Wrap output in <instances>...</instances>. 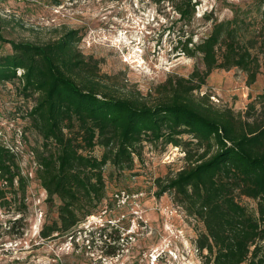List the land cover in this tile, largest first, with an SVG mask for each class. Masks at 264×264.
Instances as JSON below:
<instances>
[{
	"label": "trees",
	"instance_id": "1",
	"mask_svg": "<svg viewBox=\"0 0 264 264\" xmlns=\"http://www.w3.org/2000/svg\"><path fill=\"white\" fill-rule=\"evenodd\" d=\"M150 1L158 10L168 5L177 16L168 20V31L177 23L189 24L200 4ZM227 7L231 18L204 15L210 28L196 42L180 28L174 50L201 67L197 64L187 78L169 76L156 88L152 105L139 96L116 97L98 61L77 48L81 36L76 30L45 44L2 39L11 52L0 54V83L17 85L19 95L34 102L26 112L41 139L32 150L34 176L46 203L56 208V218L42 225L40 239L73 234L108 200L114 202L120 190L108 198L107 179L131 171L148 142L184 150L185 166L164 182L155 180L156 196L170 193L201 223L194 247L202 264H264V101L259 115L242 116L216 107L207 93L196 94L215 70L241 71L248 86L264 71V0ZM97 148L99 156L93 155ZM0 179L10 187L16 184L24 198L26 181L17 156L1 140Z\"/></svg>",
	"mask_w": 264,
	"mask_h": 264
},
{
	"label": "rangeland",
	"instance_id": "2",
	"mask_svg": "<svg viewBox=\"0 0 264 264\" xmlns=\"http://www.w3.org/2000/svg\"><path fill=\"white\" fill-rule=\"evenodd\" d=\"M199 1L189 24L177 23L168 31V22L177 16L168 5L158 10L150 0H0V54L11 52L2 39L45 44L76 30L81 36L77 48L98 61L116 97L139 96L152 105L158 98L156 88L169 76L187 78L197 64L201 67L174 50L180 28L196 42L210 28L204 15L228 19V5L244 7L254 0ZM16 87L0 83V140L15 152L26 187L22 198L16 184L10 187L0 179V264H202L194 247L201 223L170 193L156 196L155 180L164 182L185 166L184 150L172 145L143 143L132 170L107 179V197L120 190L123 199L108 200V208L88 217L72 235L40 239L42 225L56 218V208L46 203L34 176L32 150L41 139L26 119L34 102L22 98ZM204 93L216 107L259 115L264 71L248 86L241 71L215 70L196 94ZM100 153L97 148L93 155ZM242 203L254 207L250 200Z\"/></svg>",
	"mask_w": 264,
	"mask_h": 264
},
{
	"label": "built area",
	"instance_id": "3",
	"mask_svg": "<svg viewBox=\"0 0 264 264\" xmlns=\"http://www.w3.org/2000/svg\"><path fill=\"white\" fill-rule=\"evenodd\" d=\"M3 1H19V0H3ZM115 198H117V199H120V198H124V192L123 191H121V192H119L118 194H116L115 195Z\"/></svg>",
	"mask_w": 264,
	"mask_h": 264
}]
</instances>
